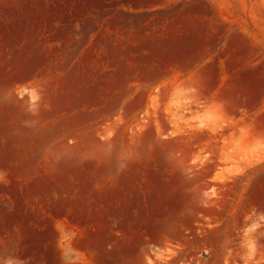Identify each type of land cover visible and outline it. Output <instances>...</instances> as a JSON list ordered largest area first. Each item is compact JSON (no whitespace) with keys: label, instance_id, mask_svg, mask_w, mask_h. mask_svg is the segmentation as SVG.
<instances>
[{"label":"rangeland","instance_id":"374dc122","mask_svg":"<svg viewBox=\"0 0 264 264\" xmlns=\"http://www.w3.org/2000/svg\"><path fill=\"white\" fill-rule=\"evenodd\" d=\"M0 264H264V0H0Z\"/></svg>","mask_w":264,"mask_h":264}]
</instances>
